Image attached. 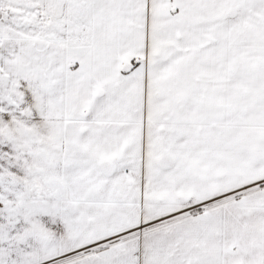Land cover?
<instances>
[{"label": "snow or ice", "instance_id": "6c2138e0", "mask_svg": "<svg viewBox=\"0 0 264 264\" xmlns=\"http://www.w3.org/2000/svg\"><path fill=\"white\" fill-rule=\"evenodd\" d=\"M0 264H264V0H0Z\"/></svg>", "mask_w": 264, "mask_h": 264}]
</instances>
